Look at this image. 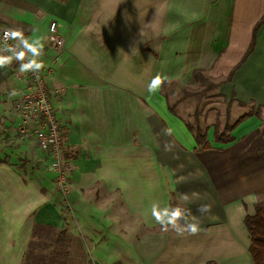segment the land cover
Returning a JSON list of instances; mask_svg holds the SVG:
<instances>
[{
	"label": "crops",
	"instance_id": "0c3cea01",
	"mask_svg": "<svg viewBox=\"0 0 264 264\" xmlns=\"http://www.w3.org/2000/svg\"><path fill=\"white\" fill-rule=\"evenodd\" d=\"M262 17L264 0H0V29L44 44L40 73L69 163L64 199L49 155L16 131L28 79L16 61L0 68V264H254L243 219L264 202ZM51 21L59 51L46 45ZM202 73L218 78L235 119L253 110L230 141L214 140L220 121L185 91ZM158 74L165 85L149 93ZM196 108L209 148L187 127ZM179 193L198 198L181 204ZM153 202L181 204L200 231H163Z\"/></svg>",
	"mask_w": 264,
	"mask_h": 264
},
{
	"label": "built area",
	"instance_id": "2783aa9c",
	"mask_svg": "<svg viewBox=\"0 0 264 264\" xmlns=\"http://www.w3.org/2000/svg\"><path fill=\"white\" fill-rule=\"evenodd\" d=\"M6 29L8 28L0 29V36ZM46 45L57 51L64 46V39L58 33L55 21L49 24ZM25 76L28 79L27 86L14 103V110L18 116L16 131L23 138L33 136L38 148L49 155L51 168L55 173V189L64 199H67L69 163L63 159L62 155L61 123L54 114L42 74L28 72Z\"/></svg>",
	"mask_w": 264,
	"mask_h": 264
},
{
	"label": "clouds",
	"instance_id": "9594fccd",
	"mask_svg": "<svg viewBox=\"0 0 264 264\" xmlns=\"http://www.w3.org/2000/svg\"><path fill=\"white\" fill-rule=\"evenodd\" d=\"M15 41V43H10ZM44 44L39 39H32L26 37L23 29L8 28L4 30L3 35L0 36V68L7 67L16 61L19 64L18 71L23 73L31 72L37 74L44 67L40 57L43 55ZM8 53V54H4ZM166 77H161L159 74L152 78L148 84L149 93L158 92L164 84ZM13 91L11 95H16ZM172 130L165 129L164 134L170 135ZM173 145L166 143L165 151H172ZM185 177H179L177 183L185 182ZM198 198L197 193H179V201L181 204L190 203L192 198ZM177 204L176 206L162 207L159 202L151 204V216L161 229L165 232L173 230L177 235L183 236L185 233L188 235H196L200 231V224L198 218L191 214V211L185 209ZM197 211L206 214L211 211V205L201 204Z\"/></svg>",
	"mask_w": 264,
	"mask_h": 264
},
{
	"label": "trees",
	"instance_id": "16d2710c",
	"mask_svg": "<svg viewBox=\"0 0 264 264\" xmlns=\"http://www.w3.org/2000/svg\"><path fill=\"white\" fill-rule=\"evenodd\" d=\"M264 22V17H262L258 23L256 24L254 30L258 29V27ZM253 44L247 51L249 54L252 50ZM246 54V55H247ZM239 66V65H238ZM238 66L234 67V71L238 68ZM234 71H232L224 80V82L231 81ZM221 83V82H220ZM165 85V83L163 84ZM162 85V87H163ZM185 97V95H184ZM235 98L234 93L231 94V99ZM240 104H243L240 102ZM171 109V107H170ZM173 111V110H172ZM253 111V110H252ZM252 111L248 113H244L237 117L232 123L226 121L223 127L220 124L216 123L214 128V140L217 142H227L232 139L229 135V132L235 128L238 124H240L244 119H246ZM200 111L199 109H195L193 114V121L191 124H187L188 129L192 133L196 143L201 148H209L210 144L206 140V131L207 128L202 126L199 120ZM3 161V159H2ZM0 160V162H2ZM244 225L250 235V245L248 247V251L250 257L254 264H264V207L257 205L255 207V212L253 214H246L244 216Z\"/></svg>",
	"mask_w": 264,
	"mask_h": 264
},
{
	"label": "rangeland",
	"instance_id": "374dc122",
	"mask_svg": "<svg viewBox=\"0 0 264 264\" xmlns=\"http://www.w3.org/2000/svg\"><path fill=\"white\" fill-rule=\"evenodd\" d=\"M218 78H211L208 74H198V77L192 81L191 86H187L185 90L186 92L192 94L196 92V96L193 98L195 106L201 110H204L205 114L208 113L209 121L219 120L220 124L223 127L225 119L227 118L228 121L231 123L235 119V112L234 116H231V110H229V106L225 105L224 101L216 92V85ZM184 91V90H183ZM184 93L180 92L178 96H182ZM193 101L190 102L193 105ZM189 112H192L193 108L188 107ZM185 115V113H183ZM20 136L17 135V138ZM17 138L15 140H17ZM21 138V137H20ZM19 138V140H20ZM25 139V138H21ZM21 155V153H19ZM21 157V156H20ZM36 163V160L35 162ZM51 167V164H50ZM51 170H53L51 168ZM261 207H264V202L260 204ZM78 220V218H77Z\"/></svg>",
	"mask_w": 264,
	"mask_h": 264
}]
</instances>
